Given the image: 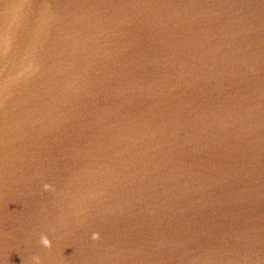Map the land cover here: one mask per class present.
<instances>
[{
  "label": "water",
  "instance_id": "95a60500",
  "mask_svg": "<svg viewBox=\"0 0 264 264\" xmlns=\"http://www.w3.org/2000/svg\"><path fill=\"white\" fill-rule=\"evenodd\" d=\"M35 257L264 264V0H0V264Z\"/></svg>",
  "mask_w": 264,
  "mask_h": 264
},
{
  "label": "clouds",
  "instance_id": "9594fccd",
  "mask_svg": "<svg viewBox=\"0 0 264 264\" xmlns=\"http://www.w3.org/2000/svg\"><path fill=\"white\" fill-rule=\"evenodd\" d=\"M48 190H51V186L50 185H46L45 186ZM93 239L95 240H99L100 239V235L99 233H95L93 235ZM41 244L44 246V247H47V248H51L52 247V241L48 238L47 235H44L41 237ZM37 262V264H39V257H35L34 258Z\"/></svg>",
  "mask_w": 264,
  "mask_h": 264
}]
</instances>
